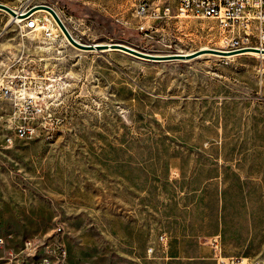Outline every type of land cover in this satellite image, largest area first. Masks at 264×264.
I'll return each instance as SVG.
<instances>
[{
	"label": "rangeland",
	"instance_id": "rangeland-1",
	"mask_svg": "<svg viewBox=\"0 0 264 264\" xmlns=\"http://www.w3.org/2000/svg\"><path fill=\"white\" fill-rule=\"evenodd\" d=\"M0 3L49 5L81 43L195 53L83 50L58 27L55 39L22 36L25 21L0 9V83L32 78L64 118L51 138L8 145L11 106L0 99V264L44 263L48 248L65 251L58 264H264V58L206 52L219 43L212 19H171L146 35L130 0ZM37 10V25L51 19Z\"/></svg>",
	"mask_w": 264,
	"mask_h": 264
},
{
	"label": "built area",
	"instance_id": "built-area-1",
	"mask_svg": "<svg viewBox=\"0 0 264 264\" xmlns=\"http://www.w3.org/2000/svg\"><path fill=\"white\" fill-rule=\"evenodd\" d=\"M130 4V14L136 19L134 28L146 35L152 30L158 31L157 24L167 23L171 19H212L219 31V43L209 49L224 53L223 58L238 53L247 55L251 50L264 51V0H130ZM57 14L64 23L60 14ZM31 15H27L23 24L22 36L25 35V29H39L44 39L58 37L51 28L52 23L49 26L45 20L37 25ZM49 16L58 27L52 15ZM31 80L21 73H14L7 75L5 81L0 83V99L8 101L11 106L8 127L12 134L5 136L8 145L12 144L13 139L27 140L37 136L51 138L64 121L55 101L47 98L39 83H32ZM159 239L165 242V235L161 234ZM6 240V237L0 236V248L5 247ZM36 244L35 238H25L23 251L32 252ZM45 253H49V261L40 264H58L66 254L64 250L52 248H48ZM9 255L11 259L16 257L12 251ZM218 263L228 264V261L218 256ZM235 264L246 263L241 259Z\"/></svg>",
	"mask_w": 264,
	"mask_h": 264
},
{
	"label": "water",
	"instance_id": "water-1",
	"mask_svg": "<svg viewBox=\"0 0 264 264\" xmlns=\"http://www.w3.org/2000/svg\"><path fill=\"white\" fill-rule=\"evenodd\" d=\"M0 9L4 10L5 12H7L9 15H12L13 17L15 16H27L29 14H31L33 11L37 10V9H45L47 10L52 17L54 18V20L56 21V23L58 24V26L60 27V29L62 30V32L64 33V35L66 36V38L68 39V41L76 46L77 48L83 49V50H89V51H102V50H119L122 51L128 55H131L133 57L139 58V59H143V60H169L172 58H182L184 56H182V54H174V55H154V54H149V53H145L142 51H139L133 47H130L126 44L123 43H103V44H98V43H81L77 40H75L71 33L69 32V30L67 29V27L65 26V24L63 23V21L61 20V18L59 17V15L57 14V12L49 5H45V4H39V5H34L32 7H30L27 11L25 12H20L19 14H17L11 7L0 3ZM10 21H12V18L10 19ZM208 51L210 52H215L218 54H224L216 49H208ZM264 52V51H262ZM195 53H189L187 55V57H191L192 55H194Z\"/></svg>",
	"mask_w": 264,
	"mask_h": 264
},
{
	"label": "bare ground",
	"instance_id": "bare-ground-1",
	"mask_svg": "<svg viewBox=\"0 0 264 264\" xmlns=\"http://www.w3.org/2000/svg\"><path fill=\"white\" fill-rule=\"evenodd\" d=\"M36 11H38V10H36ZM36 11H34V12H36ZM47 11V10H46ZM34 12H32L31 14H33ZM38 12H41V11H38ZM16 13L17 14H19L20 12H18V11H16ZM46 13V12H45ZM37 14V13H36ZM24 16H15V17H13L12 15H11V17L10 18H12V21L14 22V23H21V22H23V21H25L26 19H22ZM26 17H28V16H25V18ZM31 17V16H30ZM38 20V19H37ZM47 21V23L49 22V23H52L53 24V26H51V28L53 29V27H54V29L53 30H56L57 29V25H55L54 23H53V21L51 20V19H47L46 20ZM48 23V25L50 26V24ZM58 28H59V26H58ZM60 29V28H59ZM61 30V29H60ZM33 31V30H32ZM62 31V30H61ZM209 48H207V49H204L206 52H207V50H208ZM200 51H202V50H200ZM200 53H203V52H200ZM180 54H183L182 56H184V57H182V59L184 60V59H188V57H187V55L188 54H184V53H180ZM243 53H238V54H233V55H229V56H227V57H233V56H239V55H242ZM247 55H252V56H258V57H260V58H264V52H260V51H255V50H251L250 52H247L246 53ZM200 55V54H199ZM217 55H223V54H218L217 53ZM197 57V56H196ZM185 61V60H184ZM47 261V260H46Z\"/></svg>",
	"mask_w": 264,
	"mask_h": 264
}]
</instances>
